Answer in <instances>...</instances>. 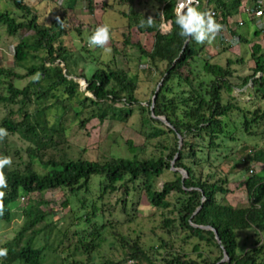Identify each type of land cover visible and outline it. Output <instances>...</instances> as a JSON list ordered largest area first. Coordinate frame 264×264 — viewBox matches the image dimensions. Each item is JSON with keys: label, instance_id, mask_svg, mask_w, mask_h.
<instances>
[{"label": "trees", "instance_id": "16d2710c", "mask_svg": "<svg viewBox=\"0 0 264 264\" xmlns=\"http://www.w3.org/2000/svg\"><path fill=\"white\" fill-rule=\"evenodd\" d=\"M121 1L130 8L123 12L127 32H122L120 40L135 48L138 60H145L138 66L143 67L147 82L156 71L161 75L153 104L156 87L146 104L137 97L139 70L119 68L113 58L100 61L84 45L82 49L96 68L85 78L86 88L80 89L70 67L74 47L62 38L65 29L81 34V23L69 22L77 0L62 2V13L49 25L26 0H12L17 16L7 8L0 9V27L9 37L18 38L12 43L15 65L24 69L19 73L0 64V108H8L0 119V128L8 134L0 142L8 155L12 152L20 160L3 169L8 187L3 189L0 222H9L17 209L23 217L14 237L0 245L8 250L0 264H121L123 261L96 256L109 236L113 239L110 246L118 242L131 264H264L263 239L239 252L235 236L240 229L264 232V174L253 169L254 164H264V143L250 146L246 141L264 138V35L250 44L254 67L252 73L238 77V84L232 81L233 64H242L241 56L227 58L224 65L212 62L211 57L200 58L205 76L200 77L194 72V63L204 45L194 48L195 41L189 37L184 46L187 38L180 35L176 24L178 0H156L159 5L151 16L135 11L132 0ZM244 1L198 0L194 7L200 12L215 10L219 17L215 20L224 22ZM109 28L110 32L115 29ZM132 28L152 33V46L132 42ZM255 33L261 32L255 28ZM240 41L248 42L242 35ZM110 46L114 53L122 51L114 43ZM23 78L29 80L16 86L14 81ZM238 88H245L242 95L249 96L247 104L236 101L233 91ZM257 100L259 105H255ZM13 107L17 109L12 111ZM135 112L140 115L142 141L153 143V153H145V148L138 151L130 140V157L111 154L88 159L70 153L66 133L70 116L71 122L85 129L91 120L124 124ZM155 116L164 117L168 124ZM13 135L25 143V158L21 151L13 150ZM237 139L245 140L240 147L243 154L230 169L239 163L244 167L246 201L232 205L223 202L231 191L227 173L203 172L220 154L221 165L229 160V142ZM172 165L185 171L183 180ZM49 191H58L61 208L67 209L59 219L53 220L51 210L42 208L47 204L44 199L29 197ZM113 196L116 200L111 203ZM22 197L28 199L20 207ZM143 198L163 216L158 225L162 234L152 244L145 243L139 233L125 234L119 227L137 218ZM203 226L217 230L219 243L214 232ZM172 233L183 234V240L194 239L191 252L172 248ZM212 247L218 254L213 255ZM224 252L228 261L221 262Z\"/></svg>", "mask_w": 264, "mask_h": 264}, {"label": "rangeland", "instance_id": "374dc122", "mask_svg": "<svg viewBox=\"0 0 264 264\" xmlns=\"http://www.w3.org/2000/svg\"><path fill=\"white\" fill-rule=\"evenodd\" d=\"M248 0H245L247 2ZM68 3V0H26L30 6L38 13V17L43 23L49 25L53 19L58 17L65 6L61 3ZM76 7L71 12L74 17L69 21L70 23L76 24L81 23V34H77L75 31L63 32V40L68 45L73 46V58L70 60V67L73 73V78L76 79L80 85V89L86 88V77H89L92 71L96 68V65L91 62V57H87V52L82 49L81 46H85L87 49L92 51L100 61H108L113 58L119 68L130 70L131 72L138 71L141 78L139 88L137 91V97L146 104V100L150 97L151 90L156 87L157 82L160 80L161 75L158 71L154 74V77L150 81H146V73L142 70L143 67L138 66L139 61L144 62V59H139L137 57L136 50L133 46H124L122 43L121 34L122 32H127L125 27V18L123 12H129V5L123 4L121 0H92V7H88V0H77L75 3ZM135 11H140L141 13H146L151 16L154 11H156L159 2L156 0H132L130 4ZM9 9L15 16L18 15V11L15 9L12 0H1L0 9ZM70 15V13H69ZM247 14L242 10H239L232 18L234 20H243L244 25L240 27V30L245 29L246 25L251 31V40L248 42L239 41L235 45L231 44H221L212 40L211 42L205 41L203 43H197L194 39V48L197 49L199 45H204V49L197 56V62L194 63L195 73L200 77H205L202 70L201 59L205 56L211 57L212 62L224 65L226 59L235 60L237 57L241 56L243 58L242 64L234 63L235 74L232 78L234 83H239L238 77L248 75L252 73L254 67V61L249 57V47L252 41H256L257 37H253L254 23L247 18ZM107 24L109 27L115 28L110 32L109 43L101 48L99 46H92L89 44V38L93 35L97 27ZM77 25V24H76ZM164 28V26H162ZM131 41H142L146 48H150L153 43L152 33H138L136 28L130 30ZM28 34V33H26ZM25 34V35H26ZM17 37H9L5 34L3 27H0V64L9 68H15L16 72L24 73V69L16 67L13 60V47L12 43L17 42ZM115 44L119 49L124 51L113 52L110 45ZM229 46L225 51L223 50ZM110 49V51L108 50ZM87 57V58H84ZM160 70L163 66H159ZM31 78V77H30ZM148 79V78H147ZM29 78H23L21 80L14 81L15 85L22 87L26 84ZM245 88H238L233 91L236 101L240 102L242 105L247 104L248 95L242 91ZM254 97V96H251ZM260 101L257 100L255 105H259ZM262 104V103H261ZM8 108H0V119L6 114ZM17 107H13L12 111H15ZM140 115L135 112L131 117L128 118L126 123H119L116 121L106 120L104 123H100L97 120H91L85 129H81L77 122H71V116L67 120V137L68 143L70 144V153L74 156H80L82 158L97 159L103 158L109 155L130 157L132 155L131 147L127 143V140L133 142V145L138 147V151H142L145 148V153H153V143L142 141L143 137L140 133ZM251 138V137H250ZM246 141L250 146H260L264 143V138H247ZM10 142H12L13 150L18 149L21 151L23 158L26 157V153L23 151L25 143L19 138L10 136ZM245 142L244 139H237L236 141H230L229 145H232V152L228 155L229 160L225 161L222 165L221 154L217 160L211 162L209 166L204 168V172H215L217 176L227 173V187L231 191L224 195L223 202L232 205H240L246 201V193L243 185V180L246 173L242 170L244 167L237 164L236 168L230 169L231 164L239 162L238 159L242 157V151L240 147ZM145 144L147 147H143ZM85 148V150H84ZM246 154V153H245ZM0 156L11 157L12 161H20L18 156L14 153L8 155L6 153V148L3 141L0 142ZM253 169L256 173L264 174V164L257 163L254 164ZM224 176V175H223ZM159 184H161L159 182ZM30 198L44 199L46 205L42 206L45 210H51L52 217L54 219H59L65 215L67 209L61 208V201L59 199L58 191H49L43 194H31ZM28 197L20 198V207L27 203ZM116 196H113L111 203H114ZM142 204L137 206L139 209L136 212L137 218L132 222H127L119 225L120 230L125 234H137L139 233L140 238L147 244H152L156 240L157 235L162 234L163 228H160L162 214L158 211L155 212L154 209L146 202L143 198L141 200ZM20 209H17L14 216L9 222H0V245L5 243L14 237L18 229L20 228L23 217L20 214ZM168 210H163V213H167ZM162 212V211H161ZM155 213V214H154ZM154 214V215H153ZM122 219V218H120ZM141 230V232H139ZM43 235H40V238ZM236 240L238 243V251L246 250L252 247L257 240H264V232L257 233L253 229H240L235 231ZM43 238V237H42ZM53 236L49 237L51 240ZM112 237L109 236L102 244L100 249L97 251L96 256L100 259L102 256L110 257L114 260L123 261L121 264H131L130 261L124 259L123 252L118 244L114 243V247L110 246L112 242ZM171 247L177 250H184L186 252H191L194 239L183 240V234L172 233L169 237ZM42 242V241H41ZM213 255L218 254V250L212 247Z\"/></svg>", "mask_w": 264, "mask_h": 264}, {"label": "clouds", "instance_id": "9594fccd", "mask_svg": "<svg viewBox=\"0 0 264 264\" xmlns=\"http://www.w3.org/2000/svg\"><path fill=\"white\" fill-rule=\"evenodd\" d=\"M192 3L193 0H187V2H183L182 0L178 6L176 24L181 29L180 35L185 38H193L197 43H203L205 41L211 42L223 26L217 23L210 12H200L192 6ZM185 8L187 9L186 12L184 11ZM152 22V18L149 17L147 20L148 25H151ZM110 38V28L107 24H104L97 27L93 35L89 38V44L104 48L109 43ZM108 50L110 51V49ZM35 78L39 79V73H37ZM7 134L6 129L0 128V139H3ZM11 163V157L0 156V214L4 210L3 201L6 195L3 189L8 187L3 169L5 166L11 165ZM7 254L8 250L6 248H0V257H6Z\"/></svg>", "mask_w": 264, "mask_h": 264}, {"label": "built area", "instance_id": "2783aa9c", "mask_svg": "<svg viewBox=\"0 0 264 264\" xmlns=\"http://www.w3.org/2000/svg\"><path fill=\"white\" fill-rule=\"evenodd\" d=\"M181 2L182 0H178L176 11H178V6ZM183 2H187V0H183ZM197 4L198 0H193L192 6L194 7ZM239 10L245 12L248 18L253 21L255 28L261 32V35H264V0L244 1ZM209 12L214 18H219L215 10H210ZM217 23H220L223 27L215 36V42L231 45L239 42L237 31L244 25L243 20H234L232 17H228L226 21ZM249 172H252V169H249Z\"/></svg>", "mask_w": 264, "mask_h": 264}, {"label": "water", "instance_id": "95a60500", "mask_svg": "<svg viewBox=\"0 0 264 264\" xmlns=\"http://www.w3.org/2000/svg\"><path fill=\"white\" fill-rule=\"evenodd\" d=\"M185 9H186V8H185ZM185 9H184V10H185ZM188 41H189V37H188L187 40L185 41L184 46L188 43ZM184 46H183L182 50L184 49ZM158 89H159V85H157V87H156V89H155V91H154V94H153V97H152V104H153L154 101H155V98H156V96H157V91H158ZM151 109H152V105H151ZM155 118H158V119L162 120L164 123L168 124V123H167V120H166L164 117L155 116ZM172 164H173V162H172ZM172 169H173V170H177V171H179V172L181 173V175H182V180H183V179L186 177V175H187V174L185 173L184 170L179 169V168H176V167H174L173 165H172ZM202 228H204V229H208V230H212V231L214 232V235H215V239H216V241L219 243V237H218V234H217V230H216V229L212 228L211 226H203ZM223 261H228L226 252H224V258L221 259V262H223Z\"/></svg>", "mask_w": 264, "mask_h": 264}, {"label": "crops", "instance_id": "0c3cea01", "mask_svg": "<svg viewBox=\"0 0 264 264\" xmlns=\"http://www.w3.org/2000/svg\"><path fill=\"white\" fill-rule=\"evenodd\" d=\"M254 28H255V26H254ZM237 34H238V37H239V41H240L241 35H242V38H246L247 41L251 40V37H250L251 31L248 29L247 25H246L245 29L240 30V28H239L238 31H237ZM255 34L256 33H255V29H254L252 36L253 37H257V40L256 41H260L261 40V36H262L261 33H259L257 35H255Z\"/></svg>", "mask_w": 264, "mask_h": 264}]
</instances>
